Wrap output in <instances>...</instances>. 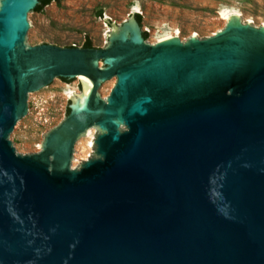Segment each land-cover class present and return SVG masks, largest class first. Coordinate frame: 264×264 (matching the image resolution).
<instances>
[{"label":"water","instance_id":"water-1","mask_svg":"<svg viewBox=\"0 0 264 264\" xmlns=\"http://www.w3.org/2000/svg\"><path fill=\"white\" fill-rule=\"evenodd\" d=\"M38 3L0 0V264H264V25L152 44L133 19L105 47L29 45ZM77 76L20 154L35 91Z\"/></svg>","mask_w":264,"mask_h":264},{"label":"rangeland","instance_id":"rangeland-1","mask_svg":"<svg viewBox=\"0 0 264 264\" xmlns=\"http://www.w3.org/2000/svg\"><path fill=\"white\" fill-rule=\"evenodd\" d=\"M136 13L141 14V23ZM231 17L242 24L264 25V0H58L46 5L43 12L33 14L29 45L83 47L90 40L94 47H105L110 36L133 19L142 35L144 31L148 33L146 41L152 44L173 36L186 42L191 37L204 39L213 35ZM116 80L101 83L98 93L103 87L104 100ZM85 81V77L77 76L51 82L35 91L33 115L22 123L17 137L12 139L20 154L40 151L47 133L65 118L68 104L83 93ZM69 91H73L72 95ZM92 131L93 137L87 135L78 145V157L71 162L73 168L95 156L93 141L99 129L95 127Z\"/></svg>","mask_w":264,"mask_h":264},{"label":"trees","instance_id":"trees-1","mask_svg":"<svg viewBox=\"0 0 264 264\" xmlns=\"http://www.w3.org/2000/svg\"><path fill=\"white\" fill-rule=\"evenodd\" d=\"M53 1H58V0H39V3L35 6V8L33 9V11H37V12H43L44 8L46 5L50 4ZM137 20L139 23H141L142 21V16L139 13L135 14ZM144 37L147 39L148 38V33L146 31L143 32ZM69 47H73L72 45H70ZM83 47H94L92 45V42L90 40H87ZM63 79V78H62ZM64 80H70V79H64ZM69 111V108H68Z\"/></svg>","mask_w":264,"mask_h":264},{"label":"bare ground","instance_id":"bare-ground-1","mask_svg":"<svg viewBox=\"0 0 264 264\" xmlns=\"http://www.w3.org/2000/svg\"><path fill=\"white\" fill-rule=\"evenodd\" d=\"M226 17L228 16V13H223ZM166 38H168V37H166ZM165 38H163V40H164ZM160 41H162V39L160 40ZM87 80V82L90 84V81L88 80V79H86ZM72 93H73V91H69V95H72ZM88 136H91V137H93V131H91L89 134H88Z\"/></svg>","mask_w":264,"mask_h":264},{"label":"flooded vegetation","instance_id":"flooded-vegetation-1","mask_svg":"<svg viewBox=\"0 0 264 264\" xmlns=\"http://www.w3.org/2000/svg\"><path fill=\"white\" fill-rule=\"evenodd\" d=\"M63 79H67V78H63ZM68 108H69V104H68V107H67V112H66V115L69 113V111H70V108H69V111H68ZM41 150V149H40ZM71 168H73L72 166H71Z\"/></svg>","mask_w":264,"mask_h":264},{"label":"built area","instance_id":"built-area-1","mask_svg":"<svg viewBox=\"0 0 264 264\" xmlns=\"http://www.w3.org/2000/svg\"><path fill=\"white\" fill-rule=\"evenodd\" d=\"M95 139V138H94Z\"/></svg>","mask_w":264,"mask_h":264}]
</instances>
